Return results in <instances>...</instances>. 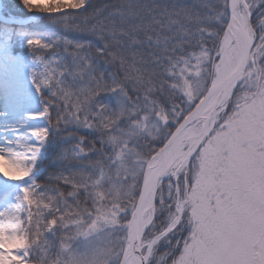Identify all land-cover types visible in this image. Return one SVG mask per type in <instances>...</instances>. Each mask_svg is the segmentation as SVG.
Segmentation results:
<instances>
[{
    "label": "rangeland",
    "instance_id": "obj_1",
    "mask_svg": "<svg viewBox=\"0 0 264 264\" xmlns=\"http://www.w3.org/2000/svg\"><path fill=\"white\" fill-rule=\"evenodd\" d=\"M180 1L188 7L195 5L202 11V16L205 14L204 3L199 4L198 0ZM206 1L210 2L211 15L206 13L201 19L205 25L190 28L188 33H191L193 39H197L198 35H208L209 46L214 45L211 51L213 52L217 47L216 33L223 31L222 24L217 23L220 19L221 3L218 0ZM164 4L169 7L170 0H165ZM119 8L123 11L122 25L132 24V19L127 13L129 12L127 5L121 4ZM152 9L148 11L154 13ZM0 13L5 17L17 18L2 6L1 0ZM30 13L34 15L42 12L33 9ZM177 16L176 13L175 17ZM257 17L259 18V13ZM173 21L169 16L165 18L166 24L163 25H169ZM190 24L191 22L188 25ZM132 27L122 28L121 32L114 33L123 43L107 41L105 43L107 50L101 49L99 54H94L95 57H100L102 64V73L99 71L96 76L93 75L95 65H91L84 57V53L92 48L85 42L62 36L53 27L42 28L44 30L38 28L37 30L45 31L41 36H34L31 32H25L27 37L13 36L14 51L24 59L28 71L51 74L56 91V95L51 96L49 89L45 88L41 96L36 97L32 96L30 89L25 87L24 99L14 111V114L21 115V118L16 119L17 115H8L3 119L0 116L2 120H14V128L28 135V138L24 139L20 154L22 157L17 164L22 168H31L32 172L25 181L14 182L12 188L8 189L15 192L20 187V199L15 195L8 200L0 198V215L7 206L12 207L11 218H7L12 224L10 234L12 237L27 236L29 247L26 251L30 254L29 264L120 263L127 239V230L123 229V223L124 221L127 223L133 211L146 165L160 145L167 141L172 133L170 129H174L179 123L178 119L181 120L189 113L203 97L209 78L213 76L211 65L213 63L214 69L216 64L213 61L216 58L210 56L206 60L201 53H195L191 59L175 56L173 61L179 58L174 61L175 63L171 58L169 64L173 63L169 72H166L167 75L163 69L157 68L159 60L156 56H153L155 60L152 64L151 61L147 63L146 58L145 62H141L139 59L141 55H149L147 58H150V55L156 52H165L166 60L169 62L173 51L182 48L179 44H184L190 36L179 38L180 28H175L171 30L172 34L166 35L162 31L163 26H159L156 22L148 29L150 31L156 29L155 36L158 37L159 45L150 46L151 50L145 52L136 44L145 41L146 36L148 42H153L151 40L153 35ZM127 34L132 36L133 43L124 44ZM171 37L173 40H170ZM27 38L38 39L45 47L33 48L23 43ZM185 60L188 61L187 64ZM259 63L264 65V60H260ZM125 65L128 66V72L124 71ZM159 73L165 79L163 86L167 87L164 89L166 100L169 101L167 115L165 113L163 116L148 112L141 107V102L150 97H132L135 89L139 88V83L148 84V79L151 80ZM248 76L246 89L243 90L245 84L243 83L241 90L246 94L258 90L257 99H252L249 106L243 107L246 95L238 92L233 94L229 98L230 101L227 100L229 102L227 108L220 113L214 128L216 131L206 141L205 146L225 131L223 125L233 117L234 112L244 111L251 114L253 119L248 133L242 140H238L240 151L264 156V111H257V109L264 110V95H261V91L264 90V71L258 68L254 70L253 67L248 71L246 77ZM258 76L260 82H257ZM116 79L123 81L129 94L125 91L123 93V89L114 88ZM145 90L151 92V87ZM189 92L190 98L187 95ZM44 101L52 103L51 119L47 116L36 121L28 119L43 111L46 107ZM53 123H56V127H53ZM257 125L261 129L259 135L254 131ZM36 127L41 128L35 129ZM45 128L48 130V137L40 144V138L33 133L43 131ZM199 129L200 125H197L195 135L199 133ZM84 136L89 137L90 141L97 140L98 145L86 141ZM9 139L14 141L10 136L7 140ZM109 141L115 144L120 142L123 151L121 153L114 151L112 158L106 161L104 155L99 158L94 152L98 150L104 153L103 151L111 146H107ZM25 147L30 148L26 150ZM36 149H39V154ZM37 155L38 158L34 159ZM3 165L4 163H0V167ZM185 172L188 181L194 183L192 173L187 168H183L179 171L176 182L170 176V171L167 177L172 179H166L158 189L155 215L146 232L151 235L142 242L145 246L147 242L144 241L151 239L154 231L155 234L160 233L171 221L168 210L170 198L174 204L181 200L176 186H179L181 194L186 189L187 192L191 191L186 187ZM0 181L2 182L3 178H0ZM5 183H1L0 186ZM71 186H75L76 190H70ZM24 187L37 193L41 197V205L47 203L51 205V210L27 204L21 207ZM61 187L67 190H62ZM161 200L163 203H160ZM87 203L89 205H86ZM187 209L188 205H185L184 221L188 218ZM255 211L250 203L245 204L243 213L235 219V225L241 234L251 237L248 243L253 253L252 264H264V237L251 235L254 230L252 217ZM149 214L147 213L146 218ZM52 219L56 220L55 227L49 225ZM158 229L161 230L156 233ZM186 234L187 225L182 223L180 228L157 241L152 248L148 264H171V258L176 254L178 246L183 244ZM145 250L146 247L141 253L144 254Z\"/></svg>",
    "mask_w": 264,
    "mask_h": 264
},
{
    "label": "snow or ice",
    "instance_id": "obj_2",
    "mask_svg": "<svg viewBox=\"0 0 264 264\" xmlns=\"http://www.w3.org/2000/svg\"><path fill=\"white\" fill-rule=\"evenodd\" d=\"M18 3L27 12L35 9L53 13L68 8L86 10L87 7L86 0H18ZM257 13L259 18L254 24ZM217 23L223 27V31L216 33L217 47L211 53H208L205 47L201 55L206 60L210 56L216 57L213 62L225 73L230 72L235 64L245 60H251L256 68L264 71V65L259 63L264 60V0H223ZM16 35L28 36L9 25L0 26V116L14 113L24 99L25 87L30 89L32 96H41L45 88L49 89L51 96L56 95L51 74L29 72L24 59L14 51L13 36ZM23 43L33 48L45 47L38 39L27 38ZM184 62L188 63L187 60ZM187 95L191 97L190 92ZM261 95H264V90ZM44 103L46 107L43 111L28 119L36 121L45 116L51 119L52 103ZM252 119L251 114L236 111L223 125L225 131L207 146L203 142L193 148L185 146V152L188 154L181 164L192 173L194 183L188 181L185 172L184 179L191 191L181 194L177 185L181 200L174 204L170 198L168 204L171 220L168 232L180 228L182 223L187 225L186 237L171 258V264H252L253 253L248 243L251 237L241 234L235 225V219L243 213L244 205L250 203L256 210L252 217L254 230L251 235L264 237V156L241 152L238 143V140H242L248 133ZM38 128L41 127L35 129ZM254 131L260 134L259 125L255 126ZM33 135L39 137L42 144L48 137V130L45 128L43 131L34 132ZM36 152L39 154V149H36ZM37 158L38 155L34 157ZM168 160V151H164L160 166L150 174L144 187L141 196L142 207L134 210L129 221V227L137 233L143 230L145 214L150 210L156 211L153 207V194L160 186L159 178L169 174ZM179 171L180 167H177L175 171H171V176L177 178ZM31 172V168H22L11 159H6L0 167V178L9 182H23ZM19 193L20 187L15 192L2 187L0 198L8 200L15 195L20 199ZM23 193L21 207L27 204L51 210V205H41V197L29 188L24 187ZM185 205H188L187 221L183 220ZM177 212L181 215H175ZM42 215L41 213V217ZM152 219L153 216L149 214L147 221L150 223ZM49 225L55 227L56 220L49 221ZM7 240L8 238L4 237V241ZM159 240L160 236H157L152 244ZM11 241L0 242V264H29L30 254L26 251L29 247L27 236L14 235Z\"/></svg>",
    "mask_w": 264,
    "mask_h": 264
},
{
    "label": "trees",
    "instance_id": "obj_3",
    "mask_svg": "<svg viewBox=\"0 0 264 264\" xmlns=\"http://www.w3.org/2000/svg\"><path fill=\"white\" fill-rule=\"evenodd\" d=\"M199 4L204 3L205 13L203 16L208 13V15H211L212 10L210 7V2L206 0H198ZM221 5L223 3V0H218ZM165 0H94L87 8L81 13H74L69 12L65 15H62L60 17H46L40 20L39 22L35 23V25H32L33 28H55V31L61 34L62 36H66L68 38H71L73 40L79 41V42H85L89 44L92 48L88 49L84 53V57L88 60V62L91 65H95L93 68V75H98L99 71L102 73V64L100 57H95V53L99 54L100 50H107L105 47V43L108 41L109 43L111 41H118L122 42L121 40L117 39L115 36V32H121L122 28L126 27H132L139 28L147 32V34L151 33L153 35V42L147 41V36L145 37V41H141L140 44H136L137 47L143 48L145 52L148 50H151L150 46L154 47L158 43V37H156V29H152L151 31L148 29L150 25L158 22L159 26H163L162 31L168 35L172 34L173 29L180 28L179 32V38L190 36L189 39L185 40L184 44L182 45V48L176 49L173 51V55L170 56L169 62L166 60L165 52L163 53H154L150 55V58H147L149 55H141V62L149 63V61L154 62L155 58L153 56H156L159 60V63L157 65L158 69H163L166 72H169V69L171 68L172 63L177 59L181 57H185L186 59H191V56L193 54H200L202 50L206 47L208 53H211L212 48L214 45L209 46V36L206 34L198 35L197 39H193L190 31V28L199 26H204L205 23L202 22V15L201 10L198 9V7L191 6L188 7L185 4H182L180 0H170L171 5L169 7H166L164 4ZM121 4H126L127 8L129 10L128 15L132 19V24L125 23L122 25L121 18L123 16V11L119 8ZM3 7L12 15L15 17H27L30 16L32 13L27 12L23 9L21 5H19L18 0H3ZM210 7V8H209ZM150 8H153V12H149L148 10ZM177 13V17H175V14ZM170 14V15H169ZM168 15V16H166ZM171 17V21L174 20L169 25H163L166 24L165 18ZM192 19V20H191ZM128 18L125 19L127 21ZM206 20V19H205ZM191 22L190 25H188ZM209 23H207L208 25ZM133 28V27H132ZM141 32V31H140ZM125 41L124 44H130L133 43V38L131 35H125ZM170 40H173L172 37ZM123 43V42H122ZM159 45V44H157ZM156 45V46H157ZM217 45V43H216ZM146 46H149V48H146ZM135 55L137 52V48L134 49ZM175 56H180L179 58H176L173 61V58ZM172 58V63H170V60ZM175 61V62H176ZM168 62V63H167ZM174 62V63H175ZM103 63V62H102ZM96 65L98 67L96 68ZM154 65V64H153ZM115 67V66H113ZM126 72H128V66L125 65L124 68ZM167 75V73H166ZM121 79H116L114 88L123 89V93L127 92L129 94V90L126 88V86L123 84V81H120ZM165 79L160 75V73L152 78L151 80L148 79V84H138L139 88L135 89L132 97L134 96H141L142 98H148L147 100H144L141 102V107L148 112H154L156 115L163 116V114L168 112L169 109V101L166 100V90L164 88H167L166 86H163V81ZM101 81V80H100ZM102 82V81H101ZM103 83V82H102ZM105 84V83H103ZM151 87L150 90L146 91L145 89L147 87ZM91 95V94H89ZM129 96V95H128ZM162 110V111H161ZM180 121V119H178ZM177 122H175L176 124ZM174 124V125H175ZM53 125H56V123H53ZM173 129V128H172ZM170 129V132L172 131ZM103 132L101 133V135ZM86 141L95 143L98 145L97 140H89L86 136H84ZM109 141L108 145H111L106 151L104 150V153H101L100 151L96 150L94 153L96 156L100 158L101 155H104L106 157V161L110 158H112V153L114 151H117L121 153L122 150V144L119 143H113ZM153 144V143H152ZM149 150V149H148ZM108 157V158H107ZM50 161V159H49ZM48 161V164H49ZM62 190H67L65 187H61ZM70 190H76L75 186H71ZM78 201V200H75ZM86 205H89L87 203ZM129 215V212L127 216ZM125 217V219L127 218ZM126 228V221L123 223V229ZM161 229H158L156 231L159 232ZM155 234V231L153 235ZM147 233V237H149Z\"/></svg>",
    "mask_w": 264,
    "mask_h": 264
},
{
    "label": "water",
    "instance_id": "obj_4",
    "mask_svg": "<svg viewBox=\"0 0 264 264\" xmlns=\"http://www.w3.org/2000/svg\"><path fill=\"white\" fill-rule=\"evenodd\" d=\"M90 1L91 0H88V2ZM41 16L43 15H36L28 19H22L12 22L17 24L28 23ZM245 63L246 60L242 63L235 64L231 69V71L228 73H225L220 68L215 66L214 77L210 82V85L204 97L197 103V105L193 108V110L177 126V128L171 134V136L163 145V147L153 156V158L146 165L141 186L139 189L138 198L134 206L133 212L135 209H140L142 207L141 196L143 195L144 187L149 179L150 174L157 171L158 167L160 166L161 156L164 151H168L169 154V160L167 165L169 167V171L171 169L176 170L177 167H180V169H182L184 166L181 164V162L188 154L185 152V143L186 142L189 143L188 145H186L188 148H193L195 145H199L201 142L204 143L206 141L211 130L215 126V121L218 114L225 108L227 100L232 96L238 84L240 83L242 74L244 72ZM199 123L201 124V129L198 135L196 136L187 135L188 132L187 130L189 129V127H192L194 124H199ZM165 176H161L159 178L160 185L162 183V180L165 178ZM158 188L155 190L153 194V200L155 198ZM133 212L130 216L129 221L132 219ZM150 212L151 215L153 216L154 212H152L151 210ZM176 215H181V214L177 212ZM150 223L148 221H145L143 230L138 233L135 232L132 228H130L128 223L127 240L119 264L147 263L150 257L149 255L150 247L152 249L154 245L152 244V241L155 240L157 237V236L154 237L148 243L146 252L144 253V255H142L141 249L143 245L141 239L146 229L150 225ZM170 223L168 224L166 229L158 235L160 236V239L169 233L168 228L170 226Z\"/></svg>",
    "mask_w": 264,
    "mask_h": 264
},
{
    "label": "bare ground",
    "instance_id": "obj_5",
    "mask_svg": "<svg viewBox=\"0 0 264 264\" xmlns=\"http://www.w3.org/2000/svg\"><path fill=\"white\" fill-rule=\"evenodd\" d=\"M31 111L32 110H30V112ZM22 112H24V111H21V113ZM12 115H17L18 117L16 119L21 118V115H19V114L13 113ZM5 117L6 116H2L3 119ZM14 125H15L14 120L6 121V120L0 119V153H4L3 155H0V163H4V161L6 159H11L13 163L17 164L20 162V158L22 157V155H20V154L22 153L23 142H25L24 139L28 138V135H26L25 133L18 130V128H14ZM12 130H14V131L12 132ZM193 130H194L193 127L188 129L187 135H189V133H191ZM7 134H10L9 135L10 138L12 137L14 139V141H10V139L8 141L7 139L9 136H7ZM8 142L10 143V145ZM188 144L189 143L186 142L185 146ZM26 145L28 146V143H26ZM27 148L29 149L30 147H25L26 150H27ZM3 182H6V183L4 185L2 184V186H0V190H2V187L7 188V189H11L13 186V183H14V182H9V181H4V180L1 183H3ZM12 210H13L12 207L7 206L4 209L3 213L0 215V236H1L0 242L11 243L12 236H11L10 232H11L12 224H10L11 221H8L7 218L8 217L11 218ZM0 213H1V211H0ZM4 237H7L8 240L4 241Z\"/></svg>",
    "mask_w": 264,
    "mask_h": 264
},
{
    "label": "flooded vegetation",
    "instance_id": "obj_6",
    "mask_svg": "<svg viewBox=\"0 0 264 264\" xmlns=\"http://www.w3.org/2000/svg\"><path fill=\"white\" fill-rule=\"evenodd\" d=\"M256 19H258V17H256V18H254V20H253V23L255 24L256 23ZM254 67V70L256 69V67L254 66V64L252 63V61L251 60H248V62H247V67H246V72H245V78H246V75L248 74V71H251V69ZM259 74V73H258ZM260 79H259V76H258V79H257V82H260L259 81ZM256 90H252V91H250V92H248L247 94H246V92L245 91H243V92H239V94H245L246 95V97H247V99H245L244 101H243V107L245 106H249L250 105V103H251V101H252V99L254 100L255 98H256V96H258V91H256ZM257 99V98H256ZM260 106V105H259ZM259 108V107H258Z\"/></svg>",
    "mask_w": 264,
    "mask_h": 264
}]
</instances>
